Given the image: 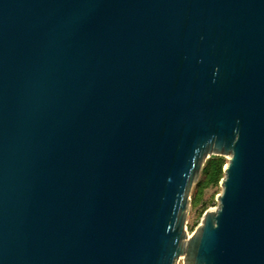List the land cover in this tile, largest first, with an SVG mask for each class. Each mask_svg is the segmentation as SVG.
<instances>
[{
  "label": "water",
  "instance_id": "95a60500",
  "mask_svg": "<svg viewBox=\"0 0 264 264\" xmlns=\"http://www.w3.org/2000/svg\"><path fill=\"white\" fill-rule=\"evenodd\" d=\"M181 258L264 264V0H0V264Z\"/></svg>",
  "mask_w": 264,
  "mask_h": 264
},
{
  "label": "rangeland",
  "instance_id": "374dc122",
  "mask_svg": "<svg viewBox=\"0 0 264 264\" xmlns=\"http://www.w3.org/2000/svg\"><path fill=\"white\" fill-rule=\"evenodd\" d=\"M218 159H221L224 164H226L229 160L227 156H208L204 160L200 173L192 185L189 193V204L186 217V229L188 233H192L194 231L201 217L208 209L216 206L219 200L218 195L222 193V185L220 183L221 180L213 184H209L207 182V171L210 164ZM183 260L184 259L181 258L177 264H182Z\"/></svg>",
  "mask_w": 264,
  "mask_h": 264
},
{
  "label": "trees",
  "instance_id": "16d2710c",
  "mask_svg": "<svg viewBox=\"0 0 264 264\" xmlns=\"http://www.w3.org/2000/svg\"><path fill=\"white\" fill-rule=\"evenodd\" d=\"M224 166H225V164L221 159L213 161L210 164V167L207 171L208 172L207 182L209 184L217 183L222 179V177L224 175V173H223Z\"/></svg>",
  "mask_w": 264,
  "mask_h": 264
}]
</instances>
